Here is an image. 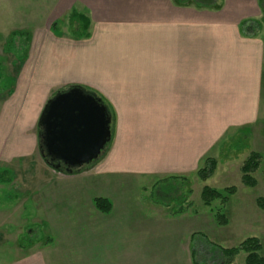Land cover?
I'll return each instance as SVG.
<instances>
[{
    "label": "crops",
    "instance_id": "crops-1",
    "mask_svg": "<svg viewBox=\"0 0 264 264\" xmlns=\"http://www.w3.org/2000/svg\"><path fill=\"white\" fill-rule=\"evenodd\" d=\"M27 11L25 23H33V30L10 29L32 34L13 91L0 96V167L33 157L41 165L39 119L51 96L73 84L94 90L112 110L106 169L92 181L104 175L113 181L116 173L131 182L136 175L189 174L223 135L262 118V0H52L44 11ZM73 11L89 19L87 37L56 34L57 23ZM44 19L52 26L39 27ZM119 117L128 119L120 128ZM5 172L0 171L1 190L17 177ZM12 194L18 199L14 207L0 201V229L7 231L0 240L19 242V248L0 264H53L45 244L37 251L36 242L21 246L29 222L22 218L21 191ZM112 219L102 216L92 224L109 233L110 253L122 238L111 233Z\"/></svg>",
    "mask_w": 264,
    "mask_h": 264
},
{
    "label": "rangeland",
    "instance_id": "rangeland-1",
    "mask_svg": "<svg viewBox=\"0 0 264 264\" xmlns=\"http://www.w3.org/2000/svg\"><path fill=\"white\" fill-rule=\"evenodd\" d=\"M49 1L52 0H0V96L11 94L14 76L20 71L18 63L29 56L21 46L25 45L24 40L14 39L10 29L24 28L25 31H32L33 23L32 26L29 22L25 23L30 20L27 18L30 14L27 10L34 9L37 13L44 11ZM25 13L28 14L26 17ZM40 15L41 13L39 17ZM41 21L39 27L47 29L52 26L50 20ZM57 24V35L72 38L78 33H84L78 30L77 22L70 14ZM62 30H67V33H61ZM26 34V45L29 46V35L32 33ZM17 47L21 49H16ZM127 120L119 117V128L126 125ZM108 146L109 144L97 161L85 165L86 168H82L80 172L69 174L72 175L69 177L68 174L52 170L44 164L40 151L38 154L43 160L41 165L33 157L17 159L14 167H0V171L7 169L5 173L17 176L12 182L6 181L3 190L0 189V194L4 193L0 195V201L6 208L14 207L18 199L12 193L21 191L19 204L23 212L22 218L29 222L27 227L33 229L36 237L41 239L33 249L40 250L45 244L48 258L53 264H97L94 260L96 256L99 264H194V234H199L197 248L200 242H204L207 247V242L210 241L225 248L236 247L246 238L256 236L261 241V254L264 256V209L258 205V198L264 197V102L262 118L257 124L241 127L237 133H227L219 139L211 155L218 162L211 177L202 180L197 173L205 160L196 171L173 175L187 177L188 185L184 187V192H191L187 196L188 201L193 204L182 214L172 215L169 207L151 201L153 186L167 175L146 174L142 178L136 175L131 182L126 181L119 173H111L113 181L104 174L101 182L92 181L95 174L103 172L100 170L102 166L106 169L102 161L108 156ZM253 152L261 156L260 166L252 174L257 184L247 186L243 183L241 169ZM78 174L91 177V182L87 183ZM9 175L4 174L6 177ZM205 186L214 187L223 194L227 193V188L234 186L235 192L228 196V201L218 198L212 204L205 205L202 200ZM33 192L36 193L34 198ZM103 194L111 197L107 198ZM98 197L111 202L110 214L97 208L95 199ZM219 213L227 217L226 225L219 222ZM102 216L108 218L106 221L111 217L115 218L112 221H116L113 224L116 230L113 229L111 233L118 234L115 235L118 238L122 237L113 245L112 253L106 237L108 232L99 229L102 233H98V230L92 228V224L101 221ZM141 217L145 221H141ZM25 231L27 230L22 232ZM6 232L0 229V234L5 235ZM10 232L14 235L17 233L14 230ZM200 235L207 240L204 241ZM2 239L0 261L12 258L14 252L11 251H18L19 248V242ZM33 244L30 243V247ZM245 258L246 253L241 252L232 264H245Z\"/></svg>",
    "mask_w": 264,
    "mask_h": 264
},
{
    "label": "trees",
    "instance_id": "trees-1",
    "mask_svg": "<svg viewBox=\"0 0 264 264\" xmlns=\"http://www.w3.org/2000/svg\"><path fill=\"white\" fill-rule=\"evenodd\" d=\"M262 2L264 6V1L262 0ZM72 17L77 22L78 30L84 31V33H78L77 36H75V38L79 39L81 37L88 36V33L86 31L90 24L89 19L85 16H81L77 11L72 12ZM53 27L55 28L56 24H54ZM13 34H14L13 35L14 39L22 38L24 40L25 45L23 44L21 46H26V44L28 43V36L26 33H13ZM71 87H79L101 98V96L94 90L79 84L68 85L67 87L62 88L57 92ZM56 93H54L51 96V98ZM102 100L107 105L110 114H112V110L110 109L109 103L104 101V99ZM38 132H39L38 147H39L40 155L44 160V162L50 168L66 174H73L78 171L80 172L82 168H86V166L81 168L68 167L64 165L61 161L54 159L53 157L48 155L45 147L44 136H43V126H41L40 124L38 125ZM260 160H261L260 154L257 152H253L250 155V157L246 160V162L243 164L241 170L243 173L242 180L245 185L255 186L257 184V180L254 176H252V174L259 168ZM217 164L218 162L216 158L212 156L205 158L204 164L197 170L200 179L206 180L209 177H211L217 167ZM186 183H187V177H179L173 175L167 176L163 180L158 181L153 186L152 191L150 193L151 201L155 204H160L162 206L169 207L171 209L172 215H178L188 211V209L192 206L193 203L191 201H188V196H187L191 192L190 191L189 193L184 192V187L188 185ZM226 192H227L226 194H223L221 191H219L214 187L205 186L202 191L203 203L205 205H210L212 204L213 200L218 198L222 199L223 201H228V196H230L235 192V187L232 186L230 188H227ZM95 203L97 208L103 212H109L111 210L112 204L106 198L98 197L95 199ZM258 205L264 209V197L258 198ZM218 219L219 222L223 225H226L228 223V219L223 213L218 214ZM26 230L27 231H25L22 234L20 239L21 246L23 248L27 247L30 243L38 242L41 240L40 238L36 237V234L34 233L33 229L27 228ZM198 235L199 234L193 235L194 246L192 247V260L194 264H232L233 261L235 260V257L241 252L246 253L245 264H264V256L261 254L262 244L260 239L256 236L246 238L236 247L225 248L221 245L215 244L210 241L211 243L207 242L208 244L207 247H205L206 244L204 242H200V246L197 248V246L199 245L197 243ZM200 237L204 241L207 240V238L203 235H200ZM24 238L26 239L24 240ZM212 245L214 246L213 248L211 247Z\"/></svg>",
    "mask_w": 264,
    "mask_h": 264
},
{
    "label": "water",
    "instance_id": "water-1",
    "mask_svg": "<svg viewBox=\"0 0 264 264\" xmlns=\"http://www.w3.org/2000/svg\"><path fill=\"white\" fill-rule=\"evenodd\" d=\"M112 116L103 100L79 87L57 92L40 117L48 155L72 168L97 160L111 141Z\"/></svg>",
    "mask_w": 264,
    "mask_h": 264
}]
</instances>
